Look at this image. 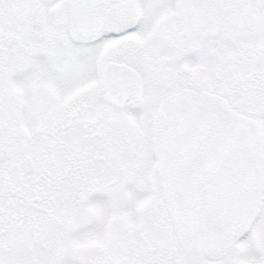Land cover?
Listing matches in <instances>:
<instances>
[{"label":"snow or ice","instance_id":"6c2138e0","mask_svg":"<svg viewBox=\"0 0 264 264\" xmlns=\"http://www.w3.org/2000/svg\"><path fill=\"white\" fill-rule=\"evenodd\" d=\"M0 264H264V0H0Z\"/></svg>","mask_w":264,"mask_h":264}]
</instances>
